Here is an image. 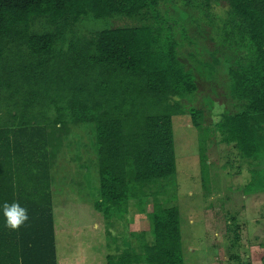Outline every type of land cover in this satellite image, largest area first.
Returning a JSON list of instances; mask_svg holds the SVG:
<instances>
[{
  "label": "trees",
  "instance_id": "16d2710c",
  "mask_svg": "<svg viewBox=\"0 0 264 264\" xmlns=\"http://www.w3.org/2000/svg\"><path fill=\"white\" fill-rule=\"evenodd\" d=\"M163 4L179 7L178 19L197 15L213 27V6L226 5L223 55H246L222 68L233 110L215 132L247 160L264 154V0H0V202L18 201L29 214L17 231L0 221V264H57L52 169L80 126L96 143L95 210L106 222L124 221L132 202L150 224L123 236L107 264H184L178 208L158 200L162 181L176 174L172 118L189 116L199 133L204 178L209 133L203 112L182 103L195 95L196 79L179 60L185 29L177 40ZM105 20L110 27L97 30ZM117 20L132 24L113 26ZM81 24L93 27L89 34Z\"/></svg>",
  "mask_w": 264,
  "mask_h": 264
},
{
  "label": "rangeland",
  "instance_id": "374dc122",
  "mask_svg": "<svg viewBox=\"0 0 264 264\" xmlns=\"http://www.w3.org/2000/svg\"><path fill=\"white\" fill-rule=\"evenodd\" d=\"M177 8L163 4L160 10L163 18L175 21L173 27L177 40L180 41L182 29H185V40L178 50L179 60L194 73L197 91L191 99L182 100V103L187 108L203 112L201 127L202 130L208 129L209 133L205 142L208 174L205 178L201 174L199 133L192 127L189 116L173 117L176 174L162 181L158 200L165 206L178 208L184 264H217L219 260L223 261L222 257H218V261L213 259L217 245L223 249L226 243L227 247L232 246L234 254L243 253L237 247V240L244 239V236L241 238V227L245 210L256 202L253 197L249 198L245 189L249 183L250 190H264V154L257 161L247 160L234 147L220 143V137L215 132L214 124L221 114L225 110H233L226 98V74L222 68L232 65L236 56L246 55L245 50L240 49L236 56L231 51L227 54L229 58L223 55L227 44L220 46L221 33L218 29L223 26L222 22L231 20L226 5L213 6L211 15L215 27L207 22H197V15L193 21L178 19ZM109 22H96V29L109 28ZM125 24L132 23L117 20L113 26ZM91 28L82 27V24L78 27L80 33L86 35ZM195 49L198 54L194 53ZM216 49L221 54L215 56L217 64H213L214 57L211 55ZM262 135L264 137V132ZM63 144L52 169L56 263L107 264V254L121 250L123 236L149 230L148 217L145 213H138V208L131 202L130 212L124 221L112 219L106 222L94 208L99 200V177L96 143L91 129L87 126L71 127L69 137ZM258 201L264 202V195ZM151 204V198L145 201L146 213H150ZM262 214L264 216V208ZM248 227L252 229L254 226ZM260 228L264 230V226ZM249 244L255 246L258 243ZM241 245L245 250L246 242ZM257 252L254 258L258 260Z\"/></svg>",
  "mask_w": 264,
  "mask_h": 264
},
{
  "label": "crops",
  "instance_id": "0c3cea01",
  "mask_svg": "<svg viewBox=\"0 0 264 264\" xmlns=\"http://www.w3.org/2000/svg\"><path fill=\"white\" fill-rule=\"evenodd\" d=\"M261 195H264V190L261 192L254 191V192L249 193V198L253 197L256 202L254 201L255 203L254 204L252 203L251 207L248 208V210H245V213H244L245 219L244 218L243 219L246 221V223L244 224V220H243V224H242L243 227H241L243 228L241 238L242 236H244V239L240 241V238L239 239L237 238L238 239L237 247L243 251L242 255L234 254V251H232L231 249L232 246L231 248H229L226 246V243L223 244L225 247V248L223 247V249L220 247V245H217L216 249H214L216 254H214L213 252V255H214L213 259L218 261L219 260L218 257L223 258V261L219 260L217 264H234V263L235 264H251L253 262L254 263L258 262V260L260 261L264 259V244H263L264 230L260 228V226H264L263 224L264 216L262 214V210L264 208V202L258 201V198ZM249 225H252L254 227L250 229L248 227ZM245 226H246V229H245ZM244 242H246L245 250L244 248H242V245H241V243L243 244ZM249 243H252V244L258 243V244L255 246H250ZM256 251H258L257 253L259 254L258 260L254 258Z\"/></svg>",
  "mask_w": 264,
  "mask_h": 264
},
{
  "label": "clouds",
  "instance_id": "9594fccd",
  "mask_svg": "<svg viewBox=\"0 0 264 264\" xmlns=\"http://www.w3.org/2000/svg\"><path fill=\"white\" fill-rule=\"evenodd\" d=\"M0 221L7 229L17 231L29 221L28 209L18 201L0 202Z\"/></svg>",
  "mask_w": 264,
  "mask_h": 264
},
{
  "label": "built area",
  "instance_id": "2783aa9c",
  "mask_svg": "<svg viewBox=\"0 0 264 264\" xmlns=\"http://www.w3.org/2000/svg\"><path fill=\"white\" fill-rule=\"evenodd\" d=\"M251 264H264V259H262V260H260V261H258V262H253V263H251Z\"/></svg>",
  "mask_w": 264,
  "mask_h": 264
}]
</instances>
